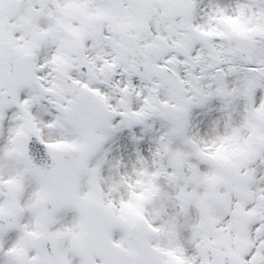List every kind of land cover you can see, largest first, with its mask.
<instances>
[{
  "label": "snow or ice",
  "instance_id": "obj_1",
  "mask_svg": "<svg viewBox=\"0 0 264 264\" xmlns=\"http://www.w3.org/2000/svg\"><path fill=\"white\" fill-rule=\"evenodd\" d=\"M0 264H264V0H0Z\"/></svg>",
  "mask_w": 264,
  "mask_h": 264
}]
</instances>
